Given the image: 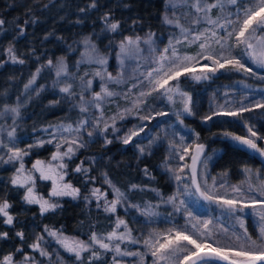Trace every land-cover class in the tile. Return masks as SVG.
Masks as SVG:
<instances>
[{
  "label": "trees",
  "instance_id": "obj_1",
  "mask_svg": "<svg viewBox=\"0 0 264 264\" xmlns=\"http://www.w3.org/2000/svg\"><path fill=\"white\" fill-rule=\"evenodd\" d=\"M92 2L93 0H0V19L5 21L3 28H0V113L5 107L16 106H19L20 113L15 118V124L12 113L0 116V142L29 153L23 157V163L25 169L33 174L37 194L60 205L55 211L42 215L39 205L25 203L22 199L25 190L10 183L19 162L8 164L0 162V200L9 202L11 207L8 211L14 217L11 226L4 224L5 218L0 217V233H8L6 239L0 238V258L12 254L14 261H23L24 256L38 259L41 255L39 251L33 250L31 245L37 242V237H43L46 227L58 230L67 237L87 240L95 232L110 230L116 219L120 218L128 224L133 237L140 241L136 244L125 242L124 245L128 246L130 251L144 254V264H152L153 258L148 254V249L143 246L142 241L150 233H163L169 228L185 227L187 221L182 218L184 212L182 210L178 213V221H172L164 214L142 216L140 211L129 205H140L143 209L146 201L159 199L157 192L164 196L176 194L178 188L183 192V185L189 183L188 180L184 179L177 185L172 173L166 171L165 164L178 171L182 165L190 164V158L186 155L183 161L180 160L179 155L175 154L176 149L169 148L170 144H176L177 147L193 143L204 145L199 179L203 182L206 178L211 185L215 178L216 195L224 196L226 193L232 195L231 187L240 185L245 195L256 196L255 192L247 191L248 182L256 186L260 180H264L263 158L223 135L224 132H231L234 135L246 136L248 130L244 124L248 123L254 127L258 135L264 137L262 117L264 109L245 112L241 118L214 116L208 122L203 120L221 106L234 110L242 106L241 101L244 106H251L256 101L264 99V80L259 78L264 76V68L255 66L244 57L246 66L251 67L256 76L221 70L215 76L209 73L211 79L200 82L188 77L180 78L181 89L192 94V108L195 113L193 116L181 114L183 124L177 120L172 103L161 98L158 93L148 97V103L142 106L140 114L151 115L154 118L141 121L139 116H131L125 121L127 125L135 122L136 127L142 126L144 130L151 127L148 137L134 138L135 146L122 144L119 138L123 135L113 139L111 144L105 145V137L99 134V130L89 137L88 132L93 131L92 121L99 118L96 112H91L88 122L79 134L75 132L64 134L69 139L79 135L85 145L76 151L71 160L64 159V163L68 165L64 170L66 172L64 182L78 188L79 196L76 199L68 196H49L51 181L41 180L39 172L32 169V165L36 160L52 162L51 157L56 151V143L63 142L55 138L50 128L61 122L82 117L85 113L79 110L80 94L83 93L86 99L91 93H95L102 83L100 77L92 72L95 64H78L85 53L84 39L90 37L96 48L111 56L108 67L115 75L118 73L115 69L118 44L123 37L137 35L144 37L147 33H154L153 39L156 42L167 43L171 33V27L163 22L167 0H95L96 7L91 8ZM80 9L85 10L82 12ZM106 15L109 21H119L120 27L116 33L106 30L104 20ZM21 28L24 30L23 35L20 34ZM9 46L13 47L17 57L25 61L24 64L11 62L7 53ZM199 51V43L186 48L183 46L181 50L183 53L192 52L191 54ZM232 55L240 58L241 49H233ZM61 57L68 65L69 73L68 76L57 78L55 68H49L47 62L52 60L53 64L57 65ZM38 68L41 71L36 76L35 83L26 91L25 84L36 74ZM86 72L88 75H85ZM89 78L93 79L91 85L93 88L85 90L87 88L85 81ZM241 82H247L251 87H245ZM65 84L72 85V92L75 95L69 97L59 91ZM112 85L116 86L114 83ZM133 85L127 82L117 86ZM135 86L148 85H144L143 81ZM127 96V99L120 95L110 98L103 107L104 119L112 116L122 104L127 103L129 97H134L131 92H128ZM56 101L59 103H54ZM90 105L91 103L88 105L89 110H94L95 107ZM176 105L179 106L180 103L177 102ZM157 112H167L169 115L157 116ZM171 124L173 130L170 128ZM13 127L16 133L14 139L10 141L7 133ZM170 130L172 132L167 133ZM48 139H52L53 143H45L43 147H28L35 145L39 140ZM257 143L264 147V140ZM137 145L145 148L144 155H140ZM66 149L67 145L62 144L60 151L64 152ZM0 155L7 159L9 153L6 147L0 148ZM209 157L210 159H207ZM205 160L206 168L203 166ZM77 166L86 169L87 172L74 171ZM245 168L252 170L250 178L244 172ZM144 169L148 170L147 175ZM189 171L185 169L181 175L187 177ZM105 174L127 198L117 206L114 214H106L103 209L96 208L97 202L94 200L96 196L92 195L93 189L98 188L100 192L105 191V197L108 199L116 198L113 188L105 182ZM132 184L138 187L132 189L130 187ZM221 184L224 187H220ZM195 210L199 219L213 221L211 227L215 233L214 239H218L221 244L234 245L233 233L243 235L244 229L240 228L235 217L229 215L227 220H221L217 209L195 206ZM248 213L237 215L243 216L245 228L252 238L256 239L259 235V222ZM187 226L190 229V225ZM223 228H227L228 232H223ZM17 232H23L24 238L17 236ZM95 250L101 252L102 256L99 260H93L91 264H113L112 252ZM82 255L88 257L90 253ZM42 260L45 258L42 257ZM46 262L81 264L73 254L63 250L56 251V257ZM84 264L88 262L85 260ZM121 264H140V258L126 256L121 260Z\"/></svg>",
  "mask_w": 264,
  "mask_h": 264
},
{
  "label": "snow or ice",
  "instance_id": "obj_2",
  "mask_svg": "<svg viewBox=\"0 0 264 264\" xmlns=\"http://www.w3.org/2000/svg\"><path fill=\"white\" fill-rule=\"evenodd\" d=\"M183 3L193 9L195 13H203V21L210 27L205 28L203 31H197L195 35L191 36L189 40V34L193 31L190 28L184 27L180 23L179 18H170L167 14L163 17V22L169 25H173L180 30V37L175 39V41H169L168 47H165L159 55H154L152 58V63L156 66L151 68V70L146 73H141L144 79L147 81V91L141 90L138 96L131 101L132 107L125 108L123 112L118 111L115 116L105 120L103 112L101 110V115L94 122L93 131L88 132V136L92 137L94 132L99 130V134L103 135L108 132L111 128L113 133L118 132L120 129L116 127V121L118 119L123 120L126 118V114L136 113L139 115L143 105L148 103V97L152 96L154 93H158L161 98L166 99L169 103L175 104L176 97H179V103L182 108L175 112L177 120L181 124L184 123L181 119V114L187 116L195 115L192 108V97L181 89L180 78L188 77L196 82L202 80H209L211 76H215L217 72L221 70L244 73L252 76H256V73L251 67L246 66L244 62V57H247L251 63L255 64L257 67L264 68V0H215V2L208 3L207 0H183ZM226 6H231L233 10H226ZM91 8L96 7L95 0L90 4ZM127 7V5H125ZM213 9H219L220 13L223 15H218L213 18L210 14ZM85 9H80L84 11ZM235 16V20L231 17ZM105 28L107 31L116 33L120 27L119 21H109L107 15L104 17ZM201 17H197L193 20V24H199ZM28 21H25L27 24ZM5 21L0 19V28H3ZM231 26V27H230ZM23 28L20 29V34L23 35ZM221 31L223 34H221ZM154 33H147L144 37L139 35L125 36L118 44L119 53L117 59L121 66L124 65L125 59L137 60L141 53L145 51L141 47L142 44L148 46V52L150 54H155L157 49L154 45L153 36ZM47 39V36L45 37ZM182 41H188V43L199 42L200 52L198 56L189 55H179L178 50L175 45L180 44ZM213 41L219 48V52L212 48ZM85 45V59L79 61V63H95L102 66V71H96L95 76L100 77L101 91L92 94L91 107L101 109V102L105 101V98L117 95V93L110 91L107 87V82L119 84L122 82L121 76L113 77L111 73L107 72V57L100 55L95 44L91 42V38L87 37L83 41ZM233 49H241L242 56L237 58L232 55ZM9 59L12 63L24 64L25 61L17 57L14 52L13 47L9 46L7 49ZM210 61L211 66L205 64L200 68L199 73L197 68L199 66L200 60ZM47 66L49 68H55V74L57 78L63 76H68L67 65L64 63V58H59L57 65L53 64L52 60H48ZM43 67V66H42ZM41 71L40 68L36 70L31 79L25 84V90L31 88L35 83L36 76L39 75ZM85 75H88L86 72ZM264 80V76L259 77ZM83 80V77H81ZM175 83H172V82ZM143 83V81H141ZM243 83V82H241ZM55 84V82H54ZM88 90L91 88L92 80L85 81ZM135 87V85H133ZM245 87L249 85L245 84ZM59 91L71 97L75 95L72 92V85L65 84V86L60 87ZM39 95V92H37ZM125 99L128 98L127 94H124ZM79 110L81 113L89 111V107L84 103L83 93L80 94ZM54 103H59L56 101ZM241 107L231 110L224 109L221 106L217 111L213 112L211 115H207L203 118L204 122H208L213 119L214 116L223 117H234L241 118L243 113L252 112L255 109H264V99L256 101L251 106H244L243 101H241ZM6 113L13 114V124H15V118L19 116V106L16 107H5L0 116ZM157 116H167V112H157ZM141 121L150 120L154 117L151 115H140ZM87 121H79L75 127L72 124L59 125L57 131H63L72 133L75 132L79 134L81 129L84 128ZM102 125V127H101ZM247 128L248 134L246 136L234 135L231 132H224L223 135L226 138H230L232 141L250 150L253 153L258 154L260 157L264 158V147L258 145L257 141L264 140V137L258 135L254 130V127L250 126L248 123L244 124ZM46 131V130H45ZM144 131L142 126L129 129L122 137V144L128 145L132 143L133 139L140 135ZM16 129L13 127L11 131H8L7 135L9 140H13L15 137ZM198 138V134H197ZM183 139V138H181ZM63 144L68 145L66 151L61 152L60 148L62 144L57 142L55 147L56 151L53 153L51 160L59 161V163L53 165L52 163H45L42 160H36L32 165V169L39 172V178L41 180L51 181V191L49 193L50 197H72L76 199L79 196L80 190L75 188L71 183L64 182L66 172L64 171L68 165L64 163V159L67 158L71 160L79 148L84 147V143L81 142V138L77 135L74 138L69 139L68 137H62ZM105 145L111 144L112 140L105 137ZM52 144L53 140H39L35 145H29L32 147H43L44 144ZM7 148L9 155L7 159L0 155V162L4 164L19 162V166L15 169V173L10 178V183L18 188H23L25 190L22 199L27 204H37L40 207V212L43 215L49 211H55L56 208L60 207L58 202H54L50 199H45L36 193L35 190V179L30 170L25 169L23 163V157L29 153L18 147H9L8 145L0 142V148ZM170 149H176L177 155H179L180 160H184L185 156L190 154L191 151V164L182 165L179 170H175L170 166L165 164L166 171L172 173L174 180L177 185L181 183L184 179H190L191 187L185 183L183 185V192L177 189L176 194L169 196L165 201L161 197V202L171 204L174 211L179 213L183 210L186 216L187 225H190L191 231L188 230L186 225L183 228L173 227L167 229L163 233H150L147 238H145L142 243L143 246L148 249V254L151 255L152 264H264V180H260L259 184L254 186L251 182H248L249 193L255 192L256 196L245 195L240 185L232 186L230 192L232 195L226 193L224 196L216 195V183L215 178L211 185L208 184L207 179L203 181V188L198 179L197 165L201 163V156L204 154V145L201 143H193L191 145L181 144L177 147L176 144H170ZM140 155L145 154V148H139ZM150 154V153H149ZM171 155V153H170ZM207 159H210L207 158ZM206 168V160L203 163ZM185 169L190 170V176H183L181 173ZM74 171L87 172L86 169L77 166ZM145 174H148V170L144 169ZM246 175L250 178L252 174L251 169H244ZM226 174V173H225ZM105 182L113 188L116 198L110 202L106 201L104 205V211L109 213H116L117 206L121 205L127 198L124 193L121 192L119 188H116L110 180L107 179L105 174ZM132 189H136L138 185L132 184L130 186ZM220 187H224L223 184ZM191 188L195 189L198 193L199 198L221 206L222 211L228 213L230 216L235 217L238 221L240 228L244 229L243 235L233 233L235 237L234 245H223L218 239H214V231L211 225L213 221L211 219L201 220L194 216L192 211L189 210L186 200L178 198L183 196H191L193 193ZM153 191H156L153 189ZM100 189H93L92 195L96 196L99 200ZM157 195H160L157 192ZM261 197V198H257ZM87 199V198H85ZM99 207V204L97 205ZM157 205L156 207H158ZM11 205L7 200H0V217H4V224L9 226L13 225L14 217L9 213V208ZM129 207L136 208L140 211L142 216H154L156 212L153 211V206L148 205L147 207L141 209L140 205H129ZM246 209L251 211L248 213L258 219L259 222V235L256 239H253L249 234L247 228L244 225V219L242 215H237V213L243 214ZM123 227L124 231L119 232L118 230ZM45 231L48 235L53 237L57 244H59L66 252L73 254L77 261L84 264L86 260L88 264H91L93 260H99L102 256L101 252L96 251L93 246H98L104 252H114L113 264H119L116 261V256H135L140 258V264H144V254L140 252H133L128 250H122L120 244L113 245L109 243L113 240H118L121 243L127 241L132 244L140 243L139 240L132 236L131 229L125 220L117 218L115 223V230L109 232L106 237L100 238L95 233L90 237L91 243H86L82 240L70 238L64 236L58 230H51L47 227ZM223 232L227 233L228 229L223 228ZM17 236L21 239L24 238L23 232H17ZM8 237L7 232L0 233V238L6 239ZM43 240V237H37V242L32 244L33 250L40 251L42 256H47L48 253L41 248L39 241ZM109 241V242H105ZM17 251H22V249H17ZM90 253L88 257H84L83 253ZM32 259L28 256H24L23 261H14L12 254L4 255L0 258V264H27V262Z\"/></svg>",
  "mask_w": 264,
  "mask_h": 264
},
{
  "label": "rangeland",
  "instance_id": "obj_3",
  "mask_svg": "<svg viewBox=\"0 0 264 264\" xmlns=\"http://www.w3.org/2000/svg\"><path fill=\"white\" fill-rule=\"evenodd\" d=\"M207 2L208 3H212V2H215V0H207ZM226 10H233V9H231V6H226ZM166 14L170 18H179L180 23H182L184 25V27L190 28V29L193 30L189 34V40L191 39V36H193V35L196 34L197 31H203L205 28H209L210 27L202 19V17H203L204 14L203 13H200V14L195 13V11L193 9H190L189 7H187L183 3V0H167V10H166L165 15ZM210 15L213 18H216V16L223 15V14L220 13L219 9H213ZM198 16L201 17L200 23L199 24H193V20L196 19ZM231 18L233 20H235V16H232ZM169 26L171 27V33H170L168 39H169V41H173L174 42L175 39H177V38L180 37V30L178 28H176L175 26H173V25H169ZM221 33L223 34L222 31H221ZM153 41H154V45H155V47L157 49V52L155 54H150L148 52V50H147L148 49V46L142 44L141 47L144 48L145 51L141 53V56L137 60H128V59H125L124 65L121 66V64L119 63V60L116 59L115 66L117 68H115V69H117L116 71L118 73L115 74V75L112 72V70H110L109 67H108L109 66V63H110L111 56L109 54H107V53L101 52L98 48H97V50L100 53V55L107 57V65L106 66H103V67H106L108 73H111V75L114 78L115 77H118V76H121V73H122V76H121L122 82L119 83V84L129 82V83L135 85V84H137V83H139L141 81H144V85H147V81L144 79V76H142L141 73H146L147 71L151 70V68L155 67L156 65L151 62L153 56L154 55H159V53L162 52L163 49L165 47H168V45H169V41L167 43H163V42L162 43H158V42L155 41V39H153ZM197 43H199V42H197ZM210 43H212V48L213 49H215L217 52L220 51L219 48H218V46L213 41H210ZM192 44H194V43H191L190 44V43H188V41H182L180 44H176L175 47L178 50V54L181 55V56H183V55L198 56V53L200 51L199 52H196L195 54H191L192 52H190V53H183V52H181L183 46H184V48H186L187 46H191ZM118 53L116 54V56H118ZM198 58L200 60L199 66L197 68V72L198 73L200 71V68H202L205 64L211 66V62L210 61L203 60L200 57H198ZM84 59H85V56H83L82 60H84ZM93 64H95V63H93ZM95 65H96V67L92 71L93 74L96 71H102L103 70V68H102L101 65H99V64H95ZM67 71L69 73L68 65H67ZM89 80H93V79L92 78L91 79L89 78ZM106 82H107L108 89L110 91H113V92L117 93V95H120V96H122L124 98H125L124 94H128V92H131L134 95V97H129L127 103L125 102L126 104L125 103L122 104L118 108V110L113 113L112 116H115L118 111L123 112V110L125 108H131L132 107L131 101L134 100L138 96V94H139V92L141 90H143V89L146 90L147 87H148V86H135V87L134 86H117L118 84H116V83H114V84H116V86H114V85H112L113 83L110 84V81H106ZM245 84H247V85H249V87H251V84H249L247 82L246 83H242L243 86ZM92 88H93V86H91L90 90ZM100 91H101V86H98V90L96 92H100ZM183 91H185V90H183ZM187 93L192 97V94H190L189 92H187ZM92 94L93 93H91L90 97H87L86 99H84V103H85L86 106H88L89 103H95L94 101H92ZM112 97H107V98H105V101L101 102V109L95 108L94 110L93 109L92 110H89L88 112H85V114L82 117L77 118V119H75L73 121L61 122L59 124L53 125L50 128V130L52 131V133L55 136V138H59V140H61L63 142L62 137H67L65 135H68L69 133L68 132H63L62 130L61 131H57V127L59 125L72 124L73 127H75L76 124L79 121H81V120H85V121L88 122V117L91 114V112H96L97 115H99V117H100L101 110H102V112H104V110H103L104 105ZM175 99H176V103L173 104V105H174L175 112H177V111H179L182 108V105L181 104L179 106L176 105L177 102H179V99H180L179 97H176ZM140 115H143V114H140V113H139V115H137L136 113L126 114V118L125 119H123V120L118 119L116 121V127L120 129L118 132L113 133L112 129L109 128L108 129V132L104 133L102 136L103 137H107L108 139L113 140V139H115L116 137H118L120 135H124L129 129L133 128L137 124V123L134 122V123H131L130 125H127V124H125V121L128 120L131 116H133V117L137 116L138 117ZM112 116H110V117H112ZM110 117H106L105 120H109ZM262 117H264V116H262ZM95 120L92 121V125L93 126H94ZM110 122L111 121L109 120V123ZM101 127H102V125H101ZM170 128L173 130L172 124L170 125ZM168 132L171 133L172 131L170 130V131H167V133ZM150 133H151V127L150 128H146L143 132L140 133V135L138 137H140V138L148 137ZM227 139L230 140V138H227ZM61 144H63V143H61ZM128 145L135 146L134 139H133L132 143H130ZM144 145H145V143H144ZM137 147H139V145H137ZM188 155H189L190 164H191V151H190V154H188ZM203 158H204V154L201 156V161H202ZM45 163L46 164L47 163H52L53 165H55V164L59 163V161H52V162H45ZM187 170H189V169H187ZM199 170H200V163L197 165V172L198 173H199ZM186 176H190V171H189V175L187 174ZM198 179H199V176H198ZM187 180L189 182L187 184L191 187L190 180L189 179H187ZM199 182L201 183V187L203 188V182H201L200 179H199ZM191 191L193 193L191 196H183V195H181L178 198L177 203L179 202V199L186 200V202L188 203V208H189L190 211H192V213H193L194 216L197 217L196 210H195V206H199V207H207V208H210L212 210H215V209L219 210V217H220L221 220H227V217L229 218V214L226 213V212H223L221 206L216 205V204H213V203H209L207 201H204V200L200 199L198 193L195 192V189L194 188H191ZM158 196H159V199L158 200L146 201V203L144 205V208L147 207L148 205H152L153 206V211H155L156 213H158V214H164V215L168 216L172 221H178L179 214L174 211L173 206L171 204H167V203L161 202V197H163L164 200L166 201L167 198L169 196H172V195L164 196V194H160ZM90 199L92 200V198H90ZM114 199L115 198H112L110 200L107 197H105V191L104 192H100V194H99V200L97 199V197L94 198V200L97 202L96 208H101L104 211V205H105L106 201L110 202V201H112ZM98 204H99V207L97 206ZM157 205H159V206L156 207ZM167 209H169V211H167ZM250 211H251L250 209H246L244 211V213L245 212H250ZM105 213L106 214H110L109 212H105ZM182 218L186 219L185 213L182 215ZM183 221L185 222V220H183ZM113 230H115V223L113 224V227L110 230L104 231V232H95V234L98 237H100V238H104V237L107 236V234L109 232H111ZM188 230L191 231V228L188 229ZM118 231L119 232H123L124 231V228L121 227ZM70 238H73V237H70ZM75 239H79V238H75ZM79 240H82V241H84L86 243H91L90 238H88L87 240H83V239H79ZM39 242H40L41 248H43L48 253V255L47 256H42L40 254L41 256L38 259H34V257H33L32 259H30L27 262V264H48V262H46V261H49L52 257H56V251H59V250L65 251L59 244L56 243V241H55V239L53 237H51V236L48 235V232H46L43 235V240H41ZM105 242H109V241H105ZM125 242H127V241H125ZM125 242L121 243L118 240H113V241H111L109 243H112L113 245L120 244V247H121L122 250H128V251H130L128 249V246L124 245ZM93 248L94 249H99L98 246H93ZM100 250H102V249H100ZM39 253H40V251H39ZM112 254L115 255L114 252H112ZM42 257L45 258L46 261L45 260H42ZM115 258H117L118 259L117 261L119 262V264H121V260L123 258H126V256H116Z\"/></svg>",
  "mask_w": 264,
  "mask_h": 264
},
{
  "label": "water",
  "instance_id": "obj_4",
  "mask_svg": "<svg viewBox=\"0 0 264 264\" xmlns=\"http://www.w3.org/2000/svg\"><path fill=\"white\" fill-rule=\"evenodd\" d=\"M263 160H264V158H263Z\"/></svg>",
  "mask_w": 264,
  "mask_h": 264
}]
</instances>
